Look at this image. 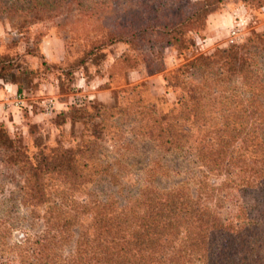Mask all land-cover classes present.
I'll use <instances>...</instances> for the list:
<instances>
[{"label":"trees","instance_id":"trees-1","mask_svg":"<svg viewBox=\"0 0 264 264\" xmlns=\"http://www.w3.org/2000/svg\"><path fill=\"white\" fill-rule=\"evenodd\" d=\"M221 2L0 0V17H5L10 28L24 37L58 10L70 7L80 21L87 17L100 24V30L93 28L95 37L87 39L91 51L88 55L106 44L124 43L128 49L121 62L126 64L124 72H130L139 57L160 66L164 46L176 51L188 49V34L203 30L210 8ZM22 41L12 40L0 52V81L6 84H17L15 60L19 55L17 51L10 54L9 50H19ZM25 44L28 55L31 50ZM164 82L165 89L176 96L175 107L161 113L151 106L148 110L152 118L146 126L141 124L144 113H137L141 143L154 149L156 157L152 155L144 174L135 177V193L126 189L130 177L106 173L101 179L120 198L116 196L114 201L104 198L87 205L90 215L87 228L81 229L74 214L80 207L73 211L65 205H46L40 233L11 245L5 239L15 224L0 220L2 264H264V212L250 217L241 210L234 220L223 221L207 209L199 211L181 183L170 189L156 185L170 170L159 157L160 152L171 156L192 150L198 161L217 171L225 164L228 141L237 138V142L239 139L242 143L247 140L259 144L254 145L253 153L258 150L261 154L257 160H250L253 172L250 177L256 187L263 186L260 181L264 183V33L193 60L167 75ZM213 82H216V97L222 95L220 98L224 100L221 110L228 111L232 103L233 107H239L243 92L246 99L243 109L235 115L239 129H230L226 136L224 119V124L216 129V147H209L202 144L205 135L193 139L188 127L204 118L202 104ZM99 111L103 110H96ZM218 113L223 119L225 112ZM82 114L83 111L71 108L69 117L77 119ZM190 139L193 145L189 144ZM86 143L78 149L43 146L31 153L22 141L11 139L0 125V149L6 152V164L22 175L20 195L28 207L46 201L45 180L49 176L60 175L62 183L76 184L81 155L95 151L91 148L92 140ZM130 149L131 145L126 146L127 152ZM107 168L111 169L110 165Z\"/></svg>","mask_w":264,"mask_h":264},{"label":"rangeland","instance_id":"rangeland-1","mask_svg":"<svg viewBox=\"0 0 264 264\" xmlns=\"http://www.w3.org/2000/svg\"><path fill=\"white\" fill-rule=\"evenodd\" d=\"M54 15L31 28L24 37L10 28L5 17H0L4 30L0 52L12 40H23L18 44L19 50H9L10 54L17 51L19 55L15 60L17 84L13 85L20 88V93L7 104L8 116L4 115L6 109H0V125L11 139L22 141L31 153L43 146L78 149L90 140L95 151L81 155L76 184L62 183L60 175L49 176L45 180L46 201L28 207L20 195L22 175L6 164V152L0 149V220L15 224L5 239L10 245L40 233L46 205H65L73 211L80 207L74 214L81 229L87 228L90 223L87 205L104 198L114 201L117 196L115 189L101 179L106 173L130 177L127 184L125 181L126 189L135 193V177L143 175L149 159L156 157L154 149L141 143L137 113H144L141 124L146 126L152 118L148 110L151 106L161 113L175 107L176 96L165 89L164 78L193 60L264 33V0H222L210 8L203 30L188 34V49L176 51L164 46L160 66L139 57L135 69L124 72L126 64L121 62V56L128 49L124 43L106 44L88 55L91 51L87 39L95 37L94 29L100 30V24L87 17L80 21L70 7ZM25 42L31 50L28 55ZM210 88L202 104L204 118L188 128L193 139L205 135L202 144L216 147V129L224 124V119L226 136L230 129H239L235 115L243 109L246 94L240 96L239 107H233L231 102L227 111L221 110L222 95L216 97V82ZM71 108L83 114L72 119ZM98 109L103 111L96 112ZM219 111L225 112L223 119ZM232 140L228 141L225 164L217 171L198 161L192 150L171 156L160 152L159 157L170 170L156 185L170 189L181 183L199 211L207 209L223 221L234 220L241 210L250 217L264 212V183L260 181L263 186L256 187L250 177L253 173L250 160H257L261 154L258 150L253 153L254 145L259 144ZM193 143L190 139L189 144ZM127 144L131 145L130 152L126 151ZM109 165L111 169L107 168Z\"/></svg>","mask_w":264,"mask_h":264},{"label":"crops","instance_id":"crops-1","mask_svg":"<svg viewBox=\"0 0 264 264\" xmlns=\"http://www.w3.org/2000/svg\"><path fill=\"white\" fill-rule=\"evenodd\" d=\"M4 34V30L0 27V37ZM18 95V87L13 84H6L0 81V109L3 107L6 109L4 115H9V109L7 110V104L11 103L14 97ZM5 117V116H4Z\"/></svg>","mask_w":264,"mask_h":264},{"label":"built area","instance_id":"built-area-1","mask_svg":"<svg viewBox=\"0 0 264 264\" xmlns=\"http://www.w3.org/2000/svg\"><path fill=\"white\" fill-rule=\"evenodd\" d=\"M232 34H235V32H232Z\"/></svg>","mask_w":264,"mask_h":264}]
</instances>
